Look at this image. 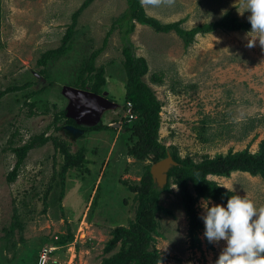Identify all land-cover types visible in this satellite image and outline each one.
<instances>
[{
	"label": "rangeland",
	"instance_id": "obj_1",
	"mask_svg": "<svg viewBox=\"0 0 264 264\" xmlns=\"http://www.w3.org/2000/svg\"><path fill=\"white\" fill-rule=\"evenodd\" d=\"M85 1L0 0V91L34 81L31 88L0 99V264H43L44 251H50L44 264H102L120 255L126 247L123 240L111 251L106 249L116 231L135 220L138 201L132 187L141 184L155 163L152 156L140 161L129 153L137 139L132 140L125 127L137 118H126L130 117L123 33L117 27L95 62L104 69L102 95L113 107L78 117L81 127L101 123L107 129L75 140L65 127L56 132L64 120L55 126V113L65 111L77 117L73 113L76 102L68 89L75 88L80 77H88L92 54L103 47L114 21L128 9L127 0H95L74 24L73 15ZM141 1L148 16L162 24L182 22L185 30L220 21L229 12L249 22V13L241 15L243 0ZM73 25L66 53L40 65L46 52L63 45ZM246 32L218 30L198 35L187 47L174 31L160 32L136 23L130 38L135 53L149 64L144 80L163 104L160 141L175 146L184 159L200 162L230 151L260 150L264 140V46L257 41L247 47ZM152 75L162 77L163 84L155 83ZM32 89L42 92L26 99ZM33 102L37 107H30ZM113 121L122 122V129L119 125L111 128ZM48 126L47 135L69 143L71 153L84 148L87 163L68 169L63 176L65 156L50 141L30 151L16 181L10 183L8 175L17 163L10 141H15L13 146L24 145ZM210 179L264 207L262 178L236 172ZM201 201L197 203L200 217ZM161 204L169 213L159 215V235L153 241L162 257L160 264H215L225 242L209 243L205 226L193 241L176 185L162 194ZM16 215L21 226L14 225Z\"/></svg>",
	"mask_w": 264,
	"mask_h": 264
},
{
	"label": "trees",
	"instance_id": "obj_2",
	"mask_svg": "<svg viewBox=\"0 0 264 264\" xmlns=\"http://www.w3.org/2000/svg\"><path fill=\"white\" fill-rule=\"evenodd\" d=\"M94 1H85L82 7L73 15L74 24L82 12ZM127 1L128 9L114 21V25L108 33L103 47L92 54L87 67L88 77L86 79L80 77L75 87L88 89L93 93L101 95L106 80L104 78V69L97 68L95 62L98 56L106 50L111 34L116 30V27L119 28L123 33L122 51L125 57L124 64L127 74V93L125 99L127 102L133 104L134 113L137 115V119L131 123H127L125 127L131 133L130 137L132 140L137 139L133 147L130 148L129 153L140 161L148 160L152 156L155 163L167 158L168 153H170L178 165L170 170L169 183L164 189H159L154 183L150 172L151 167L147 169L141 180V184L132 187L138 201L135 220L131 223L130 227L121 228L116 231L114 234L115 238L109 243L106 251L108 252L115 248L114 246L120 240L124 241L126 247H123L120 255L111 259H105L102 264H160L162 257L153 247V241L154 236L159 235V215L169 213L161 204L162 194L170 191L173 184L179 188L183 199V206L189 220V236L193 241H197L199 232L204 229L203 221L197 210L198 201L203 198H211L213 201L226 205L227 199L230 196L238 194L223 187L218 182L210 179V177H229L232 173L242 172L260 177L264 181V140L257 153H252L249 149L240 152L230 151L226 155L220 154L214 158L205 157L200 162H195L192 157L184 159L175 146L167 147L163 144L160 141L163 104L156 96L154 90L144 80L149 74V64L144 57H140L135 53L134 43L131 41L130 36L135 30L136 23L150 25L160 32H176L186 46L190 47L198 35L211 34L218 30L225 32L249 31L251 30V24L241 21L229 12L220 21L200 25L191 30H185L181 27L182 22L162 24L157 19L148 16L141 0ZM73 28L74 25L68 30L61 47L50 50L42 56L39 61L40 65H47L50 60L66 53L68 43L73 34ZM43 72L45 73V71ZM94 73L96 75H92ZM45 78H48V76L46 75ZM93 78L96 80L95 83H93ZM34 79L37 81V78L34 77ZM151 79L155 83L163 84L162 77L152 75ZM33 82L27 81L21 86L9 87L5 91H0V99L7 93L31 88ZM39 90H28L29 92L25 96L26 99H31L42 92V89ZM30 107H37L36 102L30 104ZM45 113H47V109ZM31 114H34V112L31 111ZM66 119L68 120L66 121ZM62 120L64 122L58 125ZM53 124L55 126L58 125L55 127L56 132L63 131L65 125L76 127L74 120L67 118L65 111L55 113ZM49 129L50 126L46 128V132L40 135H33L24 145L13 146L16 144L14 143L15 141L13 139L10 141L11 151L17 157L16 166L8 175L10 183L16 181L19 170L26 161L30 151L40 149L50 141L65 156L66 163L63 168V176L68 169L80 168L83 164L87 163L84 148H81L76 154L71 153L69 143L60 140L59 137L54 135H47ZM105 129L107 127L99 123L91 127L87 133L89 131L98 132ZM200 136L201 138L203 137L201 132ZM169 148H173V150ZM191 185L193 186V190L190 188ZM17 216L14 217V225L21 226L19 217Z\"/></svg>",
	"mask_w": 264,
	"mask_h": 264
},
{
	"label": "clouds",
	"instance_id": "obj_3",
	"mask_svg": "<svg viewBox=\"0 0 264 264\" xmlns=\"http://www.w3.org/2000/svg\"><path fill=\"white\" fill-rule=\"evenodd\" d=\"M243 3L245 11L240 13H249L247 19L251 24V30L245 33L247 47L255 46L257 41L264 46V0H243ZM93 126L78 129L84 130V136L86 128ZM200 207L207 241L225 242L215 264H264V207H257L247 195L238 194L230 196L226 205L203 198Z\"/></svg>",
	"mask_w": 264,
	"mask_h": 264
},
{
	"label": "water",
	"instance_id": "obj_4",
	"mask_svg": "<svg viewBox=\"0 0 264 264\" xmlns=\"http://www.w3.org/2000/svg\"><path fill=\"white\" fill-rule=\"evenodd\" d=\"M68 90L72 91V94L74 96L73 98L76 103L73 107L75 108V110H73V113H76L77 117L74 118L71 114H68V116L76 119V121L82 122V119L78 118L81 117L80 115L82 113L89 115L93 114V110L101 111V108L113 107V103L107 101V99L103 95L93 93L89 90H81L77 88H71ZM97 121L99 122V120ZM64 131H66L69 137H71L73 140L84 134V130L78 129L71 125L66 126L64 128ZM177 165L178 163L173 159L170 153H168L167 158L160 160L152 165L150 172L154 183L158 186L159 189H164L166 187V185L169 183V172L174 166Z\"/></svg>",
	"mask_w": 264,
	"mask_h": 264
},
{
	"label": "built area",
	"instance_id": "obj_5",
	"mask_svg": "<svg viewBox=\"0 0 264 264\" xmlns=\"http://www.w3.org/2000/svg\"><path fill=\"white\" fill-rule=\"evenodd\" d=\"M128 111H129L128 116L130 117V118L126 117L128 120L131 121V119L137 118V115H135L134 110H133V104L131 102H128ZM44 252L45 254H43L41 257V262L43 264L46 261L48 255L50 254V251H44Z\"/></svg>",
	"mask_w": 264,
	"mask_h": 264
},
{
	"label": "flooded vegetation",
	"instance_id": "obj_6",
	"mask_svg": "<svg viewBox=\"0 0 264 264\" xmlns=\"http://www.w3.org/2000/svg\"><path fill=\"white\" fill-rule=\"evenodd\" d=\"M103 93H101V95H102ZM103 119V118H102ZM68 119H66V121H67ZM74 124L76 125V127L77 128H81V126L80 125H77V123L74 121ZM120 126L121 127V129H122V122H117V121H113V123H111L109 126L111 127V128H113L114 130L115 129H117L116 127L117 126ZM65 126H69V125H65ZM83 128H85V127H83ZM89 130V128H86V132ZM117 131V130H116Z\"/></svg>",
	"mask_w": 264,
	"mask_h": 264
}]
</instances>
